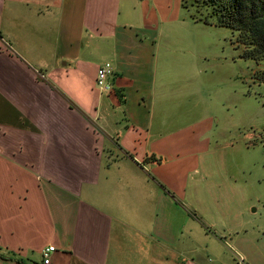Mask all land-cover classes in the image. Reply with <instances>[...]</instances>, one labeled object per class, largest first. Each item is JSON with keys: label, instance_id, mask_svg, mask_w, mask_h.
Returning a JSON list of instances; mask_svg holds the SVG:
<instances>
[{"label": "crops", "instance_id": "0c3cea01", "mask_svg": "<svg viewBox=\"0 0 264 264\" xmlns=\"http://www.w3.org/2000/svg\"><path fill=\"white\" fill-rule=\"evenodd\" d=\"M186 12L0 0V264H43L50 246L49 264H264L231 189L205 185L214 117L177 111L207 75Z\"/></svg>", "mask_w": 264, "mask_h": 264}, {"label": "rangeland", "instance_id": "374dc122", "mask_svg": "<svg viewBox=\"0 0 264 264\" xmlns=\"http://www.w3.org/2000/svg\"><path fill=\"white\" fill-rule=\"evenodd\" d=\"M189 24L196 28L193 51L204 60L207 75L194 84L193 104L177 111L196 110L205 121L214 117L215 158L205 185L231 189L229 202L241 205L247 223L255 224L264 240V83L259 79L264 63L245 57L232 30Z\"/></svg>", "mask_w": 264, "mask_h": 264}, {"label": "trees", "instance_id": "16d2710c", "mask_svg": "<svg viewBox=\"0 0 264 264\" xmlns=\"http://www.w3.org/2000/svg\"><path fill=\"white\" fill-rule=\"evenodd\" d=\"M195 22L232 30L248 59L264 63V0H182ZM259 79L264 83V73Z\"/></svg>", "mask_w": 264, "mask_h": 264}, {"label": "built area", "instance_id": "2783aa9c", "mask_svg": "<svg viewBox=\"0 0 264 264\" xmlns=\"http://www.w3.org/2000/svg\"><path fill=\"white\" fill-rule=\"evenodd\" d=\"M114 76V67L111 62H106L99 66L96 76V86L100 92L109 94L114 91L111 78ZM56 250L55 246H50L43 251V264H49L50 254ZM238 264H244V258L238 257Z\"/></svg>", "mask_w": 264, "mask_h": 264}]
</instances>
